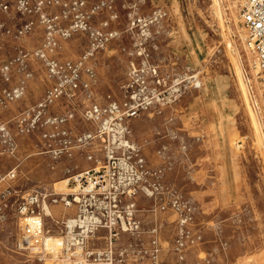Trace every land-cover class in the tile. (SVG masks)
<instances>
[{
	"label": "rangeland",
	"instance_id": "1",
	"mask_svg": "<svg viewBox=\"0 0 264 264\" xmlns=\"http://www.w3.org/2000/svg\"><path fill=\"white\" fill-rule=\"evenodd\" d=\"M19 1L0 0V68L14 54L15 30L37 18L33 9L36 0H28L30 10L23 14L16 9ZM98 1L111 4L113 14L117 15L112 27L118 34L97 56L98 96H117L130 67L139 66L145 59L157 69L155 80L159 84L151 95L153 103L130 122L129 128L131 142L140 148L147 168L159 175L163 187L160 201H134L136 217L142 224L153 219L160 226V231L156 227L157 235H162L167 244L160 264H179L178 256L172 252L173 241L169 243L172 225L177 234L176 216L167 207L172 193L192 205L193 221L188 230L200 238L183 251L182 264H264V113L252 59L239 36L245 32L238 22L233 0L90 3ZM108 16L107 12H99L91 19V25L98 26ZM137 19L147 25L141 29ZM223 25L237 48L249 102L232 74L231 53L224 46L221 31ZM42 34L41 27L35 26L25 37L23 48L29 51L38 47ZM61 46L58 58L74 60L84 49L85 39L76 35ZM33 67L39 72L37 65ZM35 76L34 73L21 102L0 108V124H5L12 134L13 116L42 95L41 84L33 81ZM7 87L0 80V93ZM257 123L260 132L255 129ZM36 137H16L14 157L4 153L0 143V175L16 168V180L11 187L21 193L42 184L61 190L56 184L66 177L62 173L65 167L79 165L75 171L78 172L87 164L78 159L52 163L40 150L32 148L39 147ZM161 206L165 211L152 212ZM6 213L9 220L0 226V264H41L12 251L19 224L10 211ZM50 214L52 219L60 220L63 215L73 216L74 209L63 212L60 205L51 206ZM44 223L54 231L49 218ZM144 225L149 227L150 222ZM113 245L115 253L123 255L124 264L140 263L136 258L137 251L142 249L136 246L135 238L122 235Z\"/></svg>",
	"mask_w": 264,
	"mask_h": 264
},
{
	"label": "built area",
	"instance_id": "2",
	"mask_svg": "<svg viewBox=\"0 0 264 264\" xmlns=\"http://www.w3.org/2000/svg\"><path fill=\"white\" fill-rule=\"evenodd\" d=\"M28 3H17L19 14L30 10ZM233 4L245 32L243 44L252 59L264 113V0H233ZM33 9L36 21L19 26L13 41L20 42L35 26H40L41 42L29 51L15 45L12 58L0 68V80L8 86L0 93V108L25 98L26 85L34 77L32 64L43 71L45 89L38 101L13 116L14 134L0 124V143L4 153L14 157L16 137L37 135L39 147L32 148L40 150L52 163L78 159L87 165L78 172L75 171L79 165L65 167L62 173L66 177L58 182L64 183L61 190L42 184L21 193L11 187L16 180V168L0 175V226L9 220L7 211L19 224L11 249L41 264H124L123 255L115 253L113 243L122 235H130L142 249L137 251L136 261L142 262L146 257L151 264H159L156 227L148 233L149 251L143 250V231L134 201H160L163 187L159 175L147 168L140 148L131 142L129 128L130 122L153 103L151 95L159 84L155 80L157 69L145 59L139 66L130 67L117 96L100 97L97 56L118 38L112 27L117 15L113 14L111 4L36 0ZM55 9L54 13L49 12ZM102 11L109 13L108 18L98 26L91 25V19ZM135 22L141 24L138 19ZM76 35L85 39L84 49L74 60H60L62 43ZM169 199L167 207L177 221L172 252L182 264L183 251L200 238L188 230L193 221L192 205L175 193ZM56 205L63 212L74 209V215L52 219L50 209ZM157 210L165 211V207L152 212ZM46 218L53 223V232L45 227ZM101 231L105 236H98ZM99 241L103 245L97 246Z\"/></svg>",
	"mask_w": 264,
	"mask_h": 264
},
{
	"label": "crops",
	"instance_id": "3",
	"mask_svg": "<svg viewBox=\"0 0 264 264\" xmlns=\"http://www.w3.org/2000/svg\"><path fill=\"white\" fill-rule=\"evenodd\" d=\"M23 41H24V39L23 40H21L20 42H18V43H15V45H20L21 47H23L24 45V43H23ZM14 45V46H15ZM33 65L34 64H32L31 65V69H32V71L35 73V78H34V80L33 81H38L40 84H41V86H42V88H43V90H42V94H43V91H44V89H45V84H44V73H43V71H41V69H40V67L39 66H37V68H38V70H39V72L37 71V69H34V67H33ZM17 79V78H16ZM16 79H14V81H13V84L16 82ZM32 83V81L31 82H28L27 83V85H26V87H28L30 84ZM27 92V91H26ZM42 96V95H41ZM34 103H30L29 105H28V107L29 106H31V105H33ZM85 164H87V163H85ZM86 166V165H85ZM84 166V167H85ZM152 215H149V217L152 219V217H151ZM173 217V216H172ZM147 218H148V216H147ZM153 220V219H152ZM152 220L151 221H145V222H147V223H141L142 225H141V227H142V231H143V235L140 237V239H141V241H142V247H143V250H145V251H148L147 250V248H150V244H149V242H150V239H151V237H150V235L148 234L149 233V231L153 228V227H157L158 228V230L160 231V226H159V224H157V221H153L152 222ZM174 221H175V218L173 217V223H174ZM150 222V226L149 227H147V226H145L144 224H148ZM173 235H174V237H175V229H174V226L172 225V236H171V241L169 242V243H171L172 241H174V237H173ZM98 236H105V232H103V231H101V232H99L98 233ZM158 237H160V238H157V240H158V245H159V248H160V252H159V255H158V258H159V264H160V261L162 260V258H163V254L164 253H166V251H165V249H166V246H167V244H166V242H165V239H164V237L162 236V235H157ZM99 243H100V246L101 245H103V242H101V241H99ZM166 245V246H165ZM137 264H151V261H149L146 257H144L143 258V260H142V262H140V263H137ZM173 264H175V262L173 261Z\"/></svg>",
	"mask_w": 264,
	"mask_h": 264
},
{
	"label": "bare ground",
	"instance_id": "4",
	"mask_svg": "<svg viewBox=\"0 0 264 264\" xmlns=\"http://www.w3.org/2000/svg\"><path fill=\"white\" fill-rule=\"evenodd\" d=\"M144 22L145 21H141V24H140L141 29L144 28L147 25ZM134 26L135 25H132V27H134ZM227 29L228 28L226 27V25H223L221 31L224 34V46L231 53L230 62H231V67H232V74H233V76L236 77L238 89L242 91L244 99L247 102H249L248 96H247V93H246V90H245V87H244V83H243L242 78H241V72H240V67H239V59H238V56H239L238 55V51H237V48L235 47V45L231 42V40H229V38L227 36V31H228ZM239 36H240V38L243 41L244 40V36H245L244 33L240 34ZM255 129H256V131L260 132L258 123L255 125ZM260 139L262 140L261 137H260ZM56 186L58 188H63L64 187V183H61V184L57 183Z\"/></svg>",
	"mask_w": 264,
	"mask_h": 264
}]
</instances>
